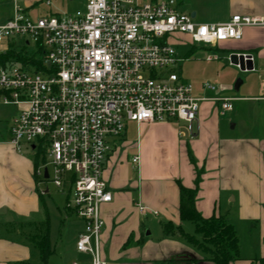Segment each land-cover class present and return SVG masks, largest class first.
I'll list each match as a JSON object with an SVG mask.
<instances>
[{
	"label": "built area",
	"instance_id": "2783aa9c",
	"mask_svg": "<svg viewBox=\"0 0 264 264\" xmlns=\"http://www.w3.org/2000/svg\"><path fill=\"white\" fill-rule=\"evenodd\" d=\"M80 2L71 12L34 19L13 0L10 16L0 22V100L21 106L9 127L16 151L23 143L33 145L31 150L46 145L48 161L42 168L47 167V179L57 188L67 187L65 214L82 223L75 250L88 255L89 264H106L100 208L112 200L103 178L109 138L122 135L128 121L172 119L195 135L201 98L169 70L178 61L171 36L184 34L191 44L214 46L240 39L244 26L264 25V18L233 14L224 22H199L180 11L175 0ZM11 48L24 49L30 61L5 58ZM213 99L222 114L231 110L232 98ZM131 162L138 165L139 156ZM42 168L37 173L43 178ZM137 207L141 213L147 209Z\"/></svg>",
	"mask_w": 264,
	"mask_h": 264
},
{
	"label": "crops",
	"instance_id": "0c3cea01",
	"mask_svg": "<svg viewBox=\"0 0 264 264\" xmlns=\"http://www.w3.org/2000/svg\"><path fill=\"white\" fill-rule=\"evenodd\" d=\"M175 1L199 22H224L233 14L264 18V0H189L183 8ZM206 49L252 56L253 69L243 71L238 85L246 83L244 94L225 96L246 101L247 117L239 133L236 123L222 127L220 117L227 112L221 113L219 102L195 95L201 100L193 137L175 122L133 121L132 156L137 154L140 164L135 174L129 172L124 140L121 147H110L103 164V178L113 192L100 208L106 264H215L199 246L202 236L194 223L178 215V183L193 187L195 168L202 169L196 210L204 218L221 215L234 227L238 255L229 264H264V25L244 26L240 39ZM10 123L0 124V264H41L33 241L45 233L46 264H89L88 255L74 247L81 221L47 197L37 173L44 163L37 154L16 151L9 141ZM138 204L147 207L144 213ZM163 224L173 226L170 235L163 234Z\"/></svg>",
	"mask_w": 264,
	"mask_h": 264
},
{
	"label": "rangeland",
	"instance_id": "374dc122",
	"mask_svg": "<svg viewBox=\"0 0 264 264\" xmlns=\"http://www.w3.org/2000/svg\"><path fill=\"white\" fill-rule=\"evenodd\" d=\"M45 1L46 0H15V3L25 10L27 16L34 19L42 15L45 16L57 13H68L81 6L80 0H49V4H46ZM143 1L148 0H137V2ZM177 1L180 3V7L183 8L186 6V2H188L189 0ZM12 3L13 0H0V21L3 20V17L5 18L9 14H11ZM178 37H181L182 39L180 38L179 40ZM170 40L172 41L173 46L176 50L178 61L174 65L169 67V70L176 72L182 82L189 83L192 86V93L194 94V96L196 95L205 97H236L244 94V91L247 88L246 83L244 82L242 86H239L237 88L235 87V84L238 81H243L245 79V73L240 70L239 67H236L235 65L231 64L225 54L209 52L206 49V47H208L209 45H204L200 43L191 44L188 41L189 38L184 34L171 36ZM33 48L34 45L31 42L27 48V51L29 53H32L34 50ZM207 54L212 56L215 55L216 59L207 60ZM30 70L33 71V67ZM205 83L212 84L213 86H215V88H205L203 85ZM246 103V101H241V99L232 98V109L227 111L224 116L220 117L222 127L224 126L228 128L231 126V123H236V128L234 131L239 133L241 123L244 122L247 117ZM20 108V105H3L0 100L1 126H8V123L10 122L12 117H14L18 113ZM171 121H176L178 122L179 127H183L182 121L176 119H172ZM126 124V129H124L123 134L114 138H109L111 141L109 142L110 147H121L119 144L122 140L128 142L126 146V148L128 149L127 164L129 167V172L134 175L136 171L134 167L139 168L140 166L139 162V166L130 162L131 156L135 149V125L133 121H128ZM37 145V148L31 150L28 144L23 143L22 149L26 153L37 154V159L39 160V163H47L48 156L46 155V145ZM42 188H47V197H49L56 205L62 207V209L64 208L68 197V193L66 191L67 187H63L62 189L57 188L50 182V180L44 179L42 181ZM110 190L112 192L111 188ZM151 227H153V225Z\"/></svg>",
	"mask_w": 264,
	"mask_h": 264
},
{
	"label": "trees",
	"instance_id": "16d2710c",
	"mask_svg": "<svg viewBox=\"0 0 264 264\" xmlns=\"http://www.w3.org/2000/svg\"><path fill=\"white\" fill-rule=\"evenodd\" d=\"M5 58H14L26 64L30 61L24 49L14 51L13 48L9 50ZM191 163H194L192 155L189 153ZM194 186L189 188L178 183L179 189V204L178 215L181 221H191L195 225L197 233L201 234L202 245L208 251L207 260L215 264H229L233 257L238 255V239L232 224L228 223L225 217L221 215H212L208 218L202 217L195 208V196L198 190L199 182L201 181L202 169L195 168ZM42 178V177H41ZM42 180H44L42 178ZM163 224V234L170 235L173 232V226ZM34 246L39 253L41 264H46L48 255L50 253L49 239L47 233L34 239ZM171 260H173L171 258ZM170 260V261H171Z\"/></svg>",
	"mask_w": 264,
	"mask_h": 264
},
{
	"label": "water",
	"instance_id": "95a60500",
	"mask_svg": "<svg viewBox=\"0 0 264 264\" xmlns=\"http://www.w3.org/2000/svg\"><path fill=\"white\" fill-rule=\"evenodd\" d=\"M191 16H194V13H191ZM250 54L246 53L245 55L243 53H231L230 54V63L233 65L239 64V69L242 71L245 70H252L253 65L252 61L249 59ZM240 81H238L235 84V87L237 88L239 85ZM31 148H34L33 145H31ZM43 178L47 179L48 178V173H47V167L43 168Z\"/></svg>",
	"mask_w": 264,
	"mask_h": 264
}]
</instances>
